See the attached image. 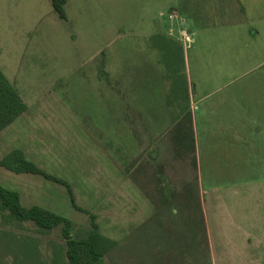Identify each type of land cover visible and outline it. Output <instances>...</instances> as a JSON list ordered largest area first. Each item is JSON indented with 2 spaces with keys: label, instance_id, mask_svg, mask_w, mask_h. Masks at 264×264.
<instances>
[{
  "label": "rangeland",
  "instance_id": "obj_1",
  "mask_svg": "<svg viewBox=\"0 0 264 264\" xmlns=\"http://www.w3.org/2000/svg\"><path fill=\"white\" fill-rule=\"evenodd\" d=\"M238 2L248 26L263 33L257 45H264V0ZM178 3L66 0L62 19L51 0H0V69L28 107L0 132V161L22 145L29 149V160L71 185L77 204L97 216L102 231V193L110 180L101 144L119 143L129 153L134 138L144 146L168 131L171 171H184L177 182L204 191L211 254H201L202 263L264 264V147H253L258 138L249 130L254 115L242 109L235 116L243 130L232 147L228 133L218 130L219 124L231 121L218 113L217 104L230 89L211 80L216 51L204 52L199 43L188 50L182 46L175 63L178 73L172 76L171 61L152 47L156 27L166 25L156 16ZM217 4L213 0L207 7L216 9ZM253 51L233 53L244 60ZM258 52L254 58L259 61L264 50ZM205 54L207 64L202 66L200 56ZM250 68H241L239 75ZM261 77L264 67L241 76L237 88L243 93L251 89L252 78ZM184 78L192 81L191 96L190 88L184 92ZM165 79H171V86ZM176 83L179 88L171 92ZM131 106L143 113L148 130ZM27 114L32 122L22 126ZM0 183L18 192L24 207L38 205L70 219L74 237L90 230L89 217L72 207L64 186L5 168H0ZM186 239L188 249L192 241ZM178 241L171 237V252L180 249ZM66 250L61 226L42 231L32 222L0 213V264H67Z\"/></svg>",
  "mask_w": 264,
  "mask_h": 264
},
{
  "label": "crops",
  "instance_id": "obj_2",
  "mask_svg": "<svg viewBox=\"0 0 264 264\" xmlns=\"http://www.w3.org/2000/svg\"><path fill=\"white\" fill-rule=\"evenodd\" d=\"M216 1L219 4L212 10L209 8L213 0H178L179 3L173 7L170 5L167 12L160 11L156 19L158 22L164 19L166 25L156 27L151 40L152 47L157 54L171 61L172 36L185 35L190 40L189 48L199 43L198 47L204 52L215 50V69L211 80L230 89L223 94L217 107L223 119L231 122L219 124L218 130L228 133L225 136L231 139L228 143L232 147L237 146L239 132L243 129L235 123V116L241 115V110L245 109V114L248 112L255 117L249 125V130L258 136L253 147H264V77L252 78L254 84L243 93L237 88V80L241 76L264 67V58L259 61L254 58L255 52L259 51L260 54L264 50V45H257L263 33L248 26L246 10L238 0ZM199 6L197 15L196 9ZM171 14L177 15L175 21L169 19ZM178 39L175 40L178 45L188 50L183 43L185 40L182 37V42ZM241 48L254 50L252 57L244 60H239V56L234 57L233 52ZM184 57L185 68L188 69L189 57ZM207 57V54L200 56L202 66H206ZM249 65L251 68L239 75L241 68ZM104 78L108 81L109 77ZM165 80L171 86V79ZM187 82L191 96L192 81L188 78ZM221 88L222 85L219 90ZM245 98L246 102L241 104ZM166 106L169 107L168 100ZM128 109L142 118L143 113L138 108L131 106ZM29 115L25 116L22 126L32 122ZM142 119L140 122L145 126ZM167 130H171V127ZM167 132L150 138L144 146L140 139L134 138L133 144L128 146L131 148L129 153L119 143L101 144L100 151L104 153L107 162L106 178L110 181L102 193L103 232L100 231L116 243L104 257L103 264H206V259L202 263L201 254H211L204 191L198 189L194 192L181 180L177 182L179 177L184 178V171H171V140H167ZM14 150L23 151L29 160V149L22 145L20 149ZM111 167L116 169V173H113ZM115 178L118 182H114ZM174 221L178 222L175 224ZM171 237L179 240L180 249L176 252H171ZM186 238L192 241L188 249L185 243L189 240ZM203 240L205 247L202 249Z\"/></svg>",
  "mask_w": 264,
  "mask_h": 264
},
{
  "label": "trees",
  "instance_id": "obj_3",
  "mask_svg": "<svg viewBox=\"0 0 264 264\" xmlns=\"http://www.w3.org/2000/svg\"><path fill=\"white\" fill-rule=\"evenodd\" d=\"M54 11L60 18L66 19V0H51ZM181 46L171 40V74L174 75L178 61L177 56L181 53ZM179 68V66H177ZM184 67H182L183 69ZM174 69V70H173ZM184 75V74H183ZM179 84L171 87V92H175ZM184 92H188L189 84L184 78ZM27 111V105L21 99L19 93L10 83L0 69V132L14 123ZM0 168H5L15 174H31L41 176L44 179L64 186L70 197L72 207L87 215L90 219V230L84 237L76 238L72 231L74 223L57 213L40 206L26 208L23 206L21 196L18 192L5 188L0 183V213H7L12 219L19 222H32L42 231H52L59 226L62 227V236L66 242L67 264H103V259L107 253L113 249L116 243L105 237L97 223V216L77 204L75 194L71 185L65 180L51 175L38 167L36 163L28 160L21 150H14L0 161Z\"/></svg>",
  "mask_w": 264,
  "mask_h": 264
},
{
  "label": "built area",
  "instance_id": "obj_4",
  "mask_svg": "<svg viewBox=\"0 0 264 264\" xmlns=\"http://www.w3.org/2000/svg\"><path fill=\"white\" fill-rule=\"evenodd\" d=\"M176 18H177V15H176V14H171V15L169 16V19H170L171 21H175ZM182 37H183V39L185 40V41H184L185 45H187V47L189 48V46H190V40L187 39L185 35H182Z\"/></svg>",
  "mask_w": 264,
  "mask_h": 264
}]
</instances>
